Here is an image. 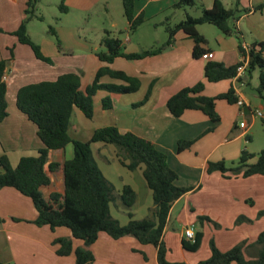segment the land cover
<instances>
[{"label": "crops", "instance_id": "obj_1", "mask_svg": "<svg viewBox=\"0 0 264 264\" xmlns=\"http://www.w3.org/2000/svg\"><path fill=\"white\" fill-rule=\"evenodd\" d=\"M117 1L121 2V0ZM177 1L135 0L134 16L139 14L144 16V22L136 30L139 31L140 27H144L143 25L156 18L168 19L171 24L170 14L177 10L170 8ZM219 1L226 8H232L237 1L240 8L249 10L248 13L242 14L236 24L240 31L238 36L226 37L214 27L216 32L212 36L213 42L211 43L206 35L207 30L203 28L205 25H201L197 29L205 38L206 45L199 47L201 53L198 58L192 55L193 41L179 31L175 34L173 43L159 55L136 61L116 58L112 64L106 65L97 57V54L103 52L104 49L100 47V44L98 48V43L94 44L91 39L82 36L77 26L54 28L63 48L72 50V55L60 54L56 45L49 40L48 32L34 41L29 31L28 35L31 40L40 46L42 55L50 59L51 64L36 59L32 50L20 44L12 35L24 18L27 0H0V30L3 32L0 33V61H6L4 81L8 114L0 123V156L5 155L10 165L15 167L22 157L36 156L43 147L37 136L36 126L15 106V97L20 88L43 81H54L66 73H78L80 74L79 90L84 92L102 67L107 66L112 70L122 71L139 80V89L129 94L97 92L93 98V118L89 124H85V117L79 110H74L73 116L76 117L77 123L71 128L77 134L73 139L86 142L96 129L115 126L120 133L130 132L144 138L150 141L157 150L166 154L169 167L178 176L176 186L192 188L174 202L168 215L163 242L166 247V259L169 262L196 264L209 258L210 248L205 245L204 254H197L205 237L213 241L221 251H227L243 241L252 243L259 232L264 229V215L258 216L259 212L264 211V177L226 179L218 172L206 174L205 169L208 162L221 160L231 162L238 160L242 150L249 152L246 144L253 140V130L258 120L261 121V128L264 131V98L259 97L254 91L257 85L251 87L252 92L244 90L245 86H250L252 75L248 85L238 82L236 78L208 83L204 79V66L210 61L222 63L226 67L234 66L242 60L239 51L240 44L247 48L255 41H264V0ZM40 2L41 0L37 7ZM101 2L102 0H64L67 8L65 14L74 12L77 16H81L101 8L108 16L109 11L111 13L112 10L110 1L105 0L98 7ZM200 2L204 8L210 9L214 0H200ZM185 13L187 11H184L183 16ZM37 16L43 20L42 16ZM157 29L153 28L154 31ZM116 31L124 35L123 38L114 35L113 37L121 40L126 53H138L158 47L167 39L166 37L161 43L154 39L152 44L147 46L142 36L140 38L131 37L123 9L121 17L118 16L117 19L112 17L109 29L103 32L111 34ZM245 37H248L247 41ZM76 51L79 53L76 54ZM209 52L213 54V59H203L202 55ZM246 80L247 78L243 76V81ZM198 82L204 83L202 95L205 97H215L232 87L238 102H242V105L217 101L215 110L220 121L216 124H212L200 111L194 110H187L181 117L174 118L166 108L167 100L180 90ZM101 83L122 84L121 81L108 77L101 78ZM148 92L147 100L142 105H138ZM105 97L112 100V109L109 111L101 108V100ZM258 112L262 116H257ZM78 123L82 124L86 130L79 129ZM241 123H244L243 127H240ZM234 126L235 130L232 133ZM210 127H214L212 132L200 137L190 149L178 152L179 141L195 140ZM91 148L103 175L100 164L102 166L113 165L116 162L120 167L117 170L115 181L107 179L104 175L114 187L115 192L120 193L124 186H129L136 194L135 203L130 210L122 207L126 212L125 218L114 219L121 225H125L128 221V213H131L135 220L150 217L153 210L152 196L142 178L141 171L130 172L123 167L115 157L112 146L92 144ZM103 151H108L110 158L103 155ZM71 157V145L62 150L50 151L45 166L52 162L62 164ZM254 162L255 159L250 161V163ZM48 176L50 184L42 188V193L46 198L51 192L61 193L63 191L62 174L48 173ZM192 195H200L201 201L191 203ZM27 200L29 199L11 188L0 189V211L3 210L5 215L12 213L13 208L16 210L18 204H27ZM183 214L186 221H182ZM200 216L208 217L219 227L207 221L200 223L198 221ZM238 217H244L246 221L236 225L235 221ZM14 218L9 216L8 220L0 224V262L4 264H74L73 255L57 256L55 253L57 246L52 245V241L56 238H71L67 229L56 228L52 231L47 226L36 227L31 223L36 218L34 209L29 213L27 217L29 219ZM190 226L194 227L195 234H202L201 245L193 256H187L181 245V240H186L184 230ZM226 230L233 231L232 236H224L222 233ZM175 237L181 251L176 254L177 257L173 255V250L169 251L172 246L169 240ZM71 240L74 248L81 246L80 241L77 242L72 238ZM90 250L94 256L92 264H158L156 248L140 245L133 237L113 240L105 233H100L98 240Z\"/></svg>", "mask_w": 264, "mask_h": 264}, {"label": "trees", "instance_id": "obj_2", "mask_svg": "<svg viewBox=\"0 0 264 264\" xmlns=\"http://www.w3.org/2000/svg\"><path fill=\"white\" fill-rule=\"evenodd\" d=\"M40 0H27L24 18L16 31L12 33L17 41L28 46L36 59L51 64V60L42 55L40 46L34 43L28 35V24L33 19L41 20L36 15V7ZM134 1L121 0L123 15L128 22V33L136 30L143 22V14L134 16ZM197 8L198 17L185 13L184 19L177 24H170L168 19L163 23L167 34L166 41L154 48L142 50L138 53H126L121 40L105 32L100 45L104 51L97 54L98 59L106 65L112 64L116 58L128 61L142 60L156 56L166 50L174 40L177 32L181 31L194 43L192 55L198 58L201 45H206L205 38L198 32L201 25L215 27L222 35L238 36L240 31L236 24L242 14L248 9L240 8L236 1L232 8H226L219 0H214L210 9L202 6L200 0H178L171 6V10ZM63 13L67 11L64 0L58 6ZM49 34L55 39L58 52L63 55H72V50L63 48L53 27H49ZM0 33H3L0 30ZM241 40V39H240ZM243 60L247 62L244 75L247 80L236 78V68L239 65L226 67L219 62H207L204 66V79L208 83H217L236 78L238 82L249 84L252 72L259 70L256 94L262 99L264 94V41H255L249 47L239 45ZM11 53V50H9ZM6 61H0V123L7 117L6 84L4 81ZM108 77L121 81L122 84H103L101 78ZM137 78L126 75L122 71L102 67L96 73L92 83L84 92L80 91V74L66 73L54 81L26 85L20 88L15 97V106L20 113L32 122L37 128V136L43 147L36 156L22 157L15 167H12L5 155L0 156V189L11 188L23 197L28 198L36 218L31 223L36 227L47 226L50 230L65 228L71 238L81 242V246L74 248L71 238L60 237L52 241L57 246V256H74V264H92L94 256L90 250L96 243L100 233H105L113 240L123 237H133L140 245L152 246L157 251L158 264H186L185 262H169L166 259V247L163 242L164 228L167 223L170 209L174 202L192 188L178 187L175 182L177 174L169 167L165 153L156 149L148 140L133 133H120L115 126L96 129L86 142L76 141L69 135L72 126L71 120L74 110L91 120L93 118V98L99 91L109 94H129L139 89ZM204 83L198 82L186 87L166 102V108L174 118H179L187 110L200 111L212 124L220 121L215 110L217 101L236 104L238 99L235 91L230 87L226 92L215 97L202 95ZM149 92L142 105L148 98ZM104 111L112 109V100L105 97L101 100ZM235 129V126L233 127ZM214 127L208 128L202 135L192 141H179L178 152L190 149L203 135L210 133ZM233 130V129H232ZM104 144L114 148L115 157L119 163L130 172L141 171L142 178L151 192L153 210L151 216L141 220L132 218L128 213V221L121 225L111 216V204L118 198L126 210H130L135 203L136 194L129 186H124L120 193H116L101 170L99 169L91 145ZM72 147V157L62 164L52 162L47 166L50 151ZM255 159L254 163H250ZM206 174L218 172L223 178H248L252 176L264 177V149L257 154H251L245 149L241 151L236 163L230 166L221 160L208 162ZM49 174L61 173L63 176V191L51 192L46 198L42 188L49 186ZM264 215V211L258 216ZM246 221L238 217L235 224ZM198 221H207L219 227L208 217L200 216ZM202 234L196 233L194 240H181L182 248L188 252H196L201 245ZM210 256L196 264H264V229L259 232L252 243L246 241L231 247L227 251L219 250L213 241L209 244ZM0 264H4L0 262Z\"/></svg>", "mask_w": 264, "mask_h": 264}, {"label": "rangeland", "instance_id": "obj_3", "mask_svg": "<svg viewBox=\"0 0 264 264\" xmlns=\"http://www.w3.org/2000/svg\"><path fill=\"white\" fill-rule=\"evenodd\" d=\"M105 0H102L101 3L98 4V7L104 2ZM110 1V5L112 7L111 13L109 11L108 16H106L103 13V10L101 8H97L94 11H91L89 13H85L81 16H77L76 13L74 12H70L69 14H65L63 12H61L58 8L59 4H60V0H41L40 4L37 7V15L42 16L43 20H33L28 24V32L30 31L31 33V37L34 41H37L39 39V37H41V35H45L48 31H49V27H53V28H57L59 26H77L78 27V31L82 36H85L86 38L91 39L92 42H94V44H97V47L99 48V44L101 42V39L104 36V30L105 29H109V25L111 22L112 17H114L115 19L121 17V12H122V6H121V2H118L117 0H108ZM103 6V5H102ZM187 13L192 16V17H198L200 15V11L195 7L193 9H187L186 10ZM184 11L182 10H177V11H173L170 14V22L171 24H176L179 21L184 19ZM110 16V17H109ZM165 22V20L163 18H156L154 20H151L149 22H147L145 25H143L144 27H140L139 31L134 30L132 32H129L131 37H136V38H140L141 36L143 37V42L145 43V45L149 46L152 44V40L157 39L159 40V42H163L165 41L167 34L164 31V26L163 23ZM158 23H162V24H158ZM158 24V25H157ZM158 28L157 30H153V28ZM203 28H205L204 30L206 31V35L207 38L209 40V42H213L212 36L214 34V32H216L215 28L209 25H205ZM137 33V35H134V33ZM143 32V33H142ZM142 34V35H141ZM116 36L119 38H123L124 35L118 33L117 31L114 33H111V36ZM47 36L49 38V40L51 42H53L55 44V39L52 35L49 34V32L47 33ZM245 40H248V37H245ZM100 47H102L100 45ZM103 48V47H102ZM76 54H78L79 52H75ZM258 74H259V70H255L254 72H252V81L250 83V86H245L244 90L246 92H252V88L258 84ZM106 92V91H105ZM78 112V111H76ZM82 116V115H81ZM84 118V117H82ZM85 124H89L90 120L85 119ZM72 125H74L75 123H77V119L75 116L72 117L71 120ZM79 125V129H82L83 131L86 130V128L78 123ZM262 123L260 120L257 121L256 126L253 130V140L251 142H248L246 144V147L248 148V151L251 154H257L259 153L262 149H264V131H262ZM76 129V128H75ZM235 129L232 130V133L234 132ZM77 133H75L73 131V128H71L69 130V135L71 136V138L73 139L74 136H76ZM82 134V132H81ZM80 134V135H81ZM103 155H105L107 158H110V154L108 151H103ZM236 160H232L231 162H225L226 165L230 166L232 163H236ZM103 170V173L105 175V177L107 179H112L113 181H115V177L118 174V169H120V167L117 165V163H113V165H104L102 166V164H100ZM190 201L191 203H198L199 201H201V196L200 195H192L190 197ZM124 207L121 204V201L116 198V200L111 204L110 207V212L113 218H118V219H123L125 218V210L122 208ZM33 206L30 200H27V204H18V208L15 210L14 208L12 209V213L5 215L3 213V210L0 211V224L3 221H6L9 219V216H12V218L14 217H21L24 219H29L27 218L29 213L33 211ZM15 219V218H14ZM182 221H186V217L183 214L182 215ZM241 222L237 223L236 225H240ZM224 236L228 237V236H232L233 231H229L226 230L225 232L222 233ZM79 242V241H77ZM211 240L208 239L207 237H205V240L203 241V245L200 248V250L198 251L197 254L202 255L204 254V245L206 247H209ZM170 245H172L169 249V251L173 250V255L175 257L176 254H179L181 251L179 250V242L177 240V238L175 237V239L173 240H169ZM237 245V244H236ZM186 252L187 256H193L195 254V252L191 253V252Z\"/></svg>", "mask_w": 264, "mask_h": 264}, {"label": "built area", "instance_id": "obj_4", "mask_svg": "<svg viewBox=\"0 0 264 264\" xmlns=\"http://www.w3.org/2000/svg\"><path fill=\"white\" fill-rule=\"evenodd\" d=\"M202 58L205 60H211L213 59V54L211 52L205 53L202 55ZM247 62L245 60H242L239 62V65L236 68V78H241L244 74L245 68H246ZM5 78V77H4ZM238 105H242V102H237ZM257 116H262L260 112L256 113ZM244 123L240 124V127H243ZM194 227L190 226L184 230V237L190 241L194 240Z\"/></svg>", "mask_w": 264, "mask_h": 264}]
</instances>
